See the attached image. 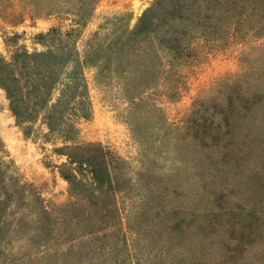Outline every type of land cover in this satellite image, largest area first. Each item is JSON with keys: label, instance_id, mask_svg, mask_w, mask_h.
Segmentation results:
<instances>
[{"label": "rangeland", "instance_id": "1", "mask_svg": "<svg viewBox=\"0 0 264 264\" xmlns=\"http://www.w3.org/2000/svg\"><path fill=\"white\" fill-rule=\"evenodd\" d=\"M157 2L0 0V264L79 258L72 245L90 238H68L65 222L88 200L83 149L109 163L113 192L98 200L117 217L111 264H264V33L197 39L171 64L134 36ZM144 47L151 62L118 64ZM225 82L229 136L192 144L195 102Z\"/></svg>", "mask_w": 264, "mask_h": 264}, {"label": "trees", "instance_id": "2", "mask_svg": "<svg viewBox=\"0 0 264 264\" xmlns=\"http://www.w3.org/2000/svg\"><path fill=\"white\" fill-rule=\"evenodd\" d=\"M251 31H254V34L264 33V0H158L145 12L134 36L152 35V40L158 41L164 51L172 54L171 64H174L190 54V45L197 39H202L207 44L222 40L227 42L230 39H243ZM123 46L125 44H122V48ZM108 53L103 56L97 55L96 60L105 57V60L111 62V55L109 56ZM154 53L151 47L140 48L138 51L128 48L122 54L124 58L118 59L120 60L118 64L124 65L127 62L128 64L134 62L135 65L145 64L154 59ZM234 82L220 83L214 88L211 97L195 102L191 117L187 120L191 125L186 126V129L191 131L192 144L196 145L198 141L207 142L209 139L222 142L226 136H229V133H225L228 124H225L227 120L224 114L229 111L226 109V104L234 98L237 99L234 97L237 94ZM206 101H209L212 107H206L207 109L203 111ZM236 113L238 112L229 113L234 140L237 138L238 127ZM82 151L83 154L80 156L87 160L91 170V178L81 190L88 200L79 199L71 203L76 204L78 209L76 212L67 211L70 216L67 215L69 219L65 222V231L69 234L68 238L76 235L90 239L87 243L81 240L77 246L72 245L80 256L71 264H111L108 253H105V244L110 237L108 230L116 225L117 217L113 214L115 211L111 205L106 206L98 200L102 195L108 196L114 188L109 180L111 177L109 163L108 168L104 170L105 162L100 161L101 157L105 158L107 155L103 149ZM196 155L193 151L192 156L196 158ZM218 156L217 153L216 160ZM200 160L202 159L199 158L198 161ZM105 177L110 185L105 194L101 192L99 195L100 190H103ZM98 255L99 259H97Z\"/></svg>", "mask_w": 264, "mask_h": 264}]
</instances>
